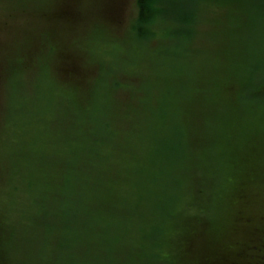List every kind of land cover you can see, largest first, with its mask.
<instances>
[{
	"label": "trees",
	"instance_id": "obj_1",
	"mask_svg": "<svg viewBox=\"0 0 264 264\" xmlns=\"http://www.w3.org/2000/svg\"><path fill=\"white\" fill-rule=\"evenodd\" d=\"M137 8L128 35L104 33L107 66L67 47L46 90L40 58L39 72L24 69L26 52L0 69V264H264V215L251 212L264 169V0ZM146 25L161 46L144 73L134 55ZM46 50L40 37L34 54Z\"/></svg>",
	"mask_w": 264,
	"mask_h": 264
},
{
	"label": "rangeland",
	"instance_id": "obj_2",
	"mask_svg": "<svg viewBox=\"0 0 264 264\" xmlns=\"http://www.w3.org/2000/svg\"><path fill=\"white\" fill-rule=\"evenodd\" d=\"M103 1L0 0V69L10 64L14 57L16 58L20 53L26 52L22 55L26 57L24 69L30 72L32 68L39 72L40 67H42L44 74L41 76L40 84L41 89L46 90L49 84V72L53 69L54 63L56 65L61 64L60 57L67 47L84 54L90 53L88 56L82 55V61L87 57H91L94 60L92 65L94 69L98 67L100 61L107 66L113 60L108 50H112L114 46L112 43L102 41L104 33L107 35L115 34L117 38H124L128 33V28L132 27L133 22H135L138 8L136 0ZM115 7H119L121 10V13H118L120 16L118 19H121V21L116 22V25L112 24V19L116 18L114 16ZM17 9H20L19 13ZM37 11L41 13L42 19L36 18L38 15ZM105 21H110L109 28L102 32V23ZM146 26V30H149L146 35L147 39L142 41L141 44H137V51L134 55L143 62V72L145 63L149 61L152 49L156 47L157 51H160L161 46V38L156 26L154 28ZM202 28L205 29L206 24H203ZM152 30H157L155 35L151 33ZM39 34L47 48L46 54L43 56L34 54L36 53ZM203 42L206 44L205 41L199 40L197 46H202ZM134 46V41L130 39L126 48L122 50L129 51ZM130 54L128 52L124 57H128ZM10 55L15 56L10 57ZM34 58H40L39 60L42 59L44 63L40 67L34 65L32 61ZM149 69L152 73L154 72L153 67L149 66ZM126 74V72H118V79H124ZM105 89H108L106 83L105 86H101L102 91ZM3 91L4 89L0 88L1 95ZM262 167L264 168V164ZM199 178L202 182L204 181L201 176ZM190 181H188V184ZM191 182L192 184H189V186L193 188V181ZM213 182V179H208L202 186L207 191H212ZM257 184L258 187L253 199L254 211L251 212L256 215H264V169L260 172Z\"/></svg>",
	"mask_w": 264,
	"mask_h": 264
}]
</instances>
